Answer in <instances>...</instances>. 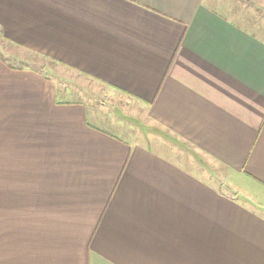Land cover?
<instances>
[{"label":"crops","instance_id":"crops-1","mask_svg":"<svg viewBox=\"0 0 264 264\" xmlns=\"http://www.w3.org/2000/svg\"><path fill=\"white\" fill-rule=\"evenodd\" d=\"M0 34L52 64L0 56V264H264L263 38L210 0H0Z\"/></svg>","mask_w":264,"mask_h":264},{"label":"rangeland","instance_id":"rangeland-1","mask_svg":"<svg viewBox=\"0 0 264 264\" xmlns=\"http://www.w3.org/2000/svg\"><path fill=\"white\" fill-rule=\"evenodd\" d=\"M210 5L229 20L264 39V0H210ZM8 48L9 51L15 53H12L15 59L11 56L7 57L6 51H8ZM0 56L3 59L8 60L13 65H17L16 56H20V58H23V62H20L17 66L25 65L27 68L42 70L43 74L47 75H49L48 71L51 68H49V66L52 65L44 57H39L26 51H14L13 48L5 43L1 35ZM230 180L235 183L237 182V179L235 180V177L233 176L230 177ZM238 184L243 186L251 194V196H254L258 200H264L263 193H259L260 190L251 182L242 179V181L238 182ZM224 185L227 186L226 183ZM229 189L236 194L239 192L241 193V191L237 193L234 188Z\"/></svg>","mask_w":264,"mask_h":264},{"label":"trees","instance_id":"trees-1","mask_svg":"<svg viewBox=\"0 0 264 264\" xmlns=\"http://www.w3.org/2000/svg\"><path fill=\"white\" fill-rule=\"evenodd\" d=\"M1 35V34H0Z\"/></svg>","mask_w":264,"mask_h":264}]
</instances>
